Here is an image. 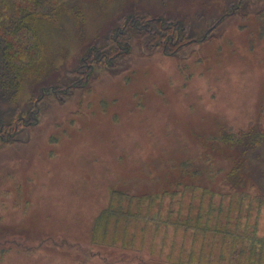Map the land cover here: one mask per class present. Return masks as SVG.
Wrapping results in <instances>:
<instances>
[{
	"label": "rangeland",
	"instance_id": "rangeland-1",
	"mask_svg": "<svg viewBox=\"0 0 264 264\" xmlns=\"http://www.w3.org/2000/svg\"><path fill=\"white\" fill-rule=\"evenodd\" d=\"M137 13L185 22L196 37L175 50L161 35L129 32L112 64L95 58L91 49L108 51L109 35ZM51 22L43 76L20 97L42 96L38 122L0 136V264H214L227 246L264 250V202L206 193L197 217L191 199L167 193L182 161L222 127L264 133V0L89 3L83 23ZM208 145L219 189L236 163L233 180L249 175L250 195L264 192V142L247 155ZM177 201L182 217L170 213ZM229 211L224 226L242 235L225 246L213 230Z\"/></svg>",
	"mask_w": 264,
	"mask_h": 264
},
{
	"label": "trees",
	"instance_id": "trees-1",
	"mask_svg": "<svg viewBox=\"0 0 264 264\" xmlns=\"http://www.w3.org/2000/svg\"><path fill=\"white\" fill-rule=\"evenodd\" d=\"M127 1L138 0H0V136L2 134L10 137L20 126H33L38 122V112H40L38 103L42 96L39 99H28L25 104L20 102V97L24 96L23 91H25L27 84L37 83L43 76L40 73L42 71L40 65L43 63V45L45 42L43 35L49 27H52L51 21L57 22L64 15H70L76 22L83 23L85 8L89 3L104 11L107 6L110 7L114 2L127 3ZM221 21L218 20L219 23ZM184 23L179 20L150 19V17L138 13L129 15L123 20V25L126 24L128 29L123 30L124 26L123 28L118 26L109 35L108 39L114 45L108 48V51L104 53L103 50L100 51L96 47L91 49V52L95 58H101L106 64H112L118 52L124 49V46L121 47L119 44L118 38L125 37L129 32L133 36L143 33L157 37L161 35L165 44H167V47L164 46L165 49L172 47L176 50L184 47L188 40L196 37H192L194 35L192 25L188 28ZM208 35H202V40L205 41ZM56 88L60 90L59 87ZM220 130L218 136L214 135L206 138L208 140L205 143L207 145L206 151L204 150L196 158L182 161L180 167L183 174L176 181H172L171 190L167 192L175 199L179 198V201H185L186 198L191 199L188 207L198 211L197 217L201 215L206 193L220 196L223 200L227 198L231 202L237 200V198L238 200L255 198L260 203L264 202V192L258 190L257 195L253 197L248 192L249 189L257 187L254 182L249 181V175L242 181L233 180L235 173L237 170L239 171L236 163L223 181L227 185V191L219 189L216 179L220 170H217L218 168L215 166V160L218 156L213 148L208 145V143L217 142L221 145H228L230 148L242 147L241 149L244 148L241 150L242 154L247 155L248 150H253L258 143L264 142V133L260 131L259 134L253 136L254 138H250L252 131L240 136L242 133H236L226 127H222ZM2 139L4 142L10 140L9 138ZM242 163L243 161L240 165ZM119 194L140 201L151 197L147 195L131 197L128 193L120 192ZM164 194H166V191L158 192L154 198L157 197V201L161 200ZM196 199H198V207L195 209L193 205L196 204ZM150 202L154 203L153 200H150ZM177 205L178 210H170L171 216L182 217L180 214L182 213L183 204L178 203ZM158 212H160V207ZM121 214L124 215L123 212ZM230 216V211L225 212L213 230L217 235L222 236L225 246H227L225 242L228 237L240 238L239 236L242 235L224 226L225 223L231 222ZM238 224L236 228L240 229L241 227ZM243 237L252 240L251 237H246V235ZM260 241V245L264 244V241ZM255 245L250 250H247V247L237 250L235 247L230 248V246H227L226 250L229 248L230 255L227 256L225 252H221L219 258L212 257L214 264H264V250L261 248L258 251L260 253L256 252ZM241 259L242 261L239 262Z\"/></svg>",
	"mask_w": 264,
	"mask_h": 264
}]
</instances>
